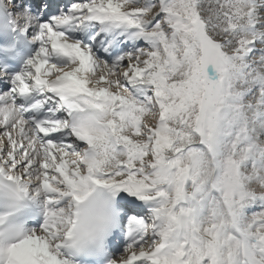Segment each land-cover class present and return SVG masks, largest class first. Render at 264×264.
Here are the masks:
<instances>
[{
  "label": "snow or ice",
  "instance_id": "snow-or-ice-1",
  "mask_svg": "<svg viewBox=\"0 0 264 264\" xmlns=\"http://www.w3.org/2000/svg\"><path fill=\"white\" fill-rule=\"evenodd\" d=\"M264 264V0H0V264Z\"/></svg>",
  "mask_w": 264,
  "mask_h": 264
}]
</instances>
